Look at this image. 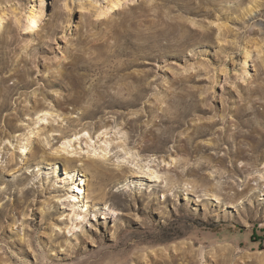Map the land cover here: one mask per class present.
<instances>
[{
  "label": "rangeland",
  "instance_id": "374dc122",
  "mask_svg": "<svg viewBox=\"0 0 264 264\" xmlns=\"http://www.w3.org/2000/svg\"><path fill=\"white\" fill-rule=\"evenodd\" d=\"M0 18V264H264V0Z\"/></svg>",
  "mask_w": 264,
  "mask_h": 264
},
{
  "label": "bare ground",
  "instance_id": "6f19581e",
  "mask_svg": "<svg viewBox=\"0 0 264 264\" xmlns=\"http://www.w3.org/2000/svg\"><path fill=\"white\" fill-rule=\"evenodd\" d=\"M0 20H2V18H0ZM34 22L35 21H33L32 22V24H34ZM51 113H49V112H45V113H43V116H38L37 115V118L39 119V121L41 120V121H47V116H50L51 117ZM82 116H83V114H82ZM53 120V119H52ZM38 121V122H39ZM53 121H55V120H53ZM107 133L105 132L104 133V135H106ZM77 139V138H76ZM87 142V141H86ZM0 143H1V141H0ZM104 143H105V146H108L109 144H110V142H107V141H104ZM121 143V142H120ZM62 145H63V151H65L66 149H68L70 146H71V140H66L64 143H62ZM124 145H125V141H123V143H122V145H118L117 146V148H122V150H124ZM104 153H105V155H102L103 157H105L106 156V154H107V152H106V150L105 149H103L102 150ZM127 154V153H126ZM141 169V168H140ZM94 170H95V172H96V174H97V176H101L102 174H103V172H101V171H99L97 168L95 169L94 168ZM147 170L149 171L148 173L147 172H141L142 174H145V175H149L150 177H155L156 179H158L159 178V176H158V174H157V172L155 171V170H153V171H151L148 167H147ZM99 171V172H98ZM98 172V173H97ZM99 174V175H98ZM165 181L166 182H168L169 181V179L168 178H165ZM186 189H187V191L188 192H194V189H193V187H190L188 184H187V186H186ZM79 191L81 192V188H79ZM212 196V195H211Z\"/></svg>",
  "mask_w": 264,
  "mask_h": 264
}]
</instances>
